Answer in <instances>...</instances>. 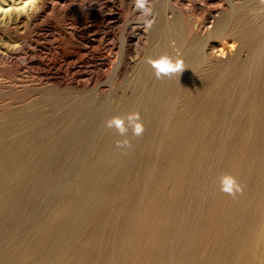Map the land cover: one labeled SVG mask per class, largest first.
<instances>
[{
	"label": "bare ground",
	"instance_id": "obj_1",
	"mask_svg": "<svg viewBox=\"0 0 264 264\" xmlns=\"http://www.w3.org/2000/svg\"><path fill=\"white\" fill-rule=\"evenodd\" d=\"M98 1L102 16L119 23L124 19L117 11L132 0ZM168 2L170 12L158 20L161 54L183 59L184 71L170 80L172 86L187 84V90L176 92L165 112L167 103L159 104L160 99L144 105L141 100L142 116L150 119L137 121L147 129H164L150 135L143 128L139 136L131 128L125 136L108 129L109 138L103 144L97 139L100 145L93 146L92 157L68 187L54 195L51 208L45 180L38 228L26 226L22 249L12 247L9 264H264V0ZM25 3L0 0V27L23 23L44 9L46 0H39L36 11H19ZM130 9L140 11L135 3ZM129 21L123 26L122 54L104 55L102 66L133 80L146 64L142 54L158 22L148 28L146 22ZM88 27L94 31L93 24ZM83 40V48L94 41ZM82 70L75 69L76 77L89 83L90 70ZM129 111L125 106L124 118ZM125 139L130 147H117ZM229 178L242 189L235 195L222 190Z\"/></svg>",
	"mask_w": 264,
	"mask_h": 264
},
{
	"label": "rangeland",
	"instance_id": "obj_2",
	"mask_svg": "<svg viewBox=\"0 0 264 264\" xmlns=\"http://www.w3.org/2000/svg\"><path fill=\"white\" fill-rule=\"evenodd\" d=\"M51 1L46 0L47 5L45 4V8L30 15L32 17H26L27 20H23V23L0 27V264H9L12 259L10 257L12 253L9 256V252H12L14 248L22 249L28 224L38 228L43 210L40 203L44 205V202H46L42 196L44 181L46 180V186L48 187L47 202L51 208L53 206L51 204H55L54 200H57L58 195L61 194L62 188L68 187L72 176H74L73 174L92 157L96 144H103V141L109 138L108 134L111 131L118 133L114 127H107V122L112 117L124 118L126 106V109L131 110L129 114H140L141 118L139 117L138 121L143 118L147 119V116H142L143 112L140 110L139 105L141 104L139 103L142 102L144 105L148 101H155V98L160 99L158 100L159 104L163 103L164 105L167 103L166 110L163 108V112H165L169 109L171 99L173 100L175 93L179 92L182 95L187 90V84L181 83V85L178 84L179 86H172L170 78L156 79L153 69L147 61L145 62L146 66L144 65L141 68L138 78L133 80L123 78L115 69L114 71L102 66L107 64L104 55L117 54V56H120L122 54L121 43L125 21L130 20V23L133 22L136 25L144 24L147 20H154V22L157 20V23L158 20L164 17L166 12H170L169 0H150L151 14L148 16L143 15L141 11L137 13L132 11L130 7L135 3V0H132L121 13L117 11L116 14H120L124 19V22L119 23H115L109 16L106 18L102 16L101 8L103 6L98 0H53V4V1ZM117 4H119L116 6L117 8L122 5L120 1ZM21 6H18L19 11L27 12L29 10L24 8V4ZM6 8L10 9V7ZM28 18L30 19L28 20ZM92 24L94 31L88 27ZM160 26L159 22L156 26L154 24L155 28L152 30V35L142 54L145 60H148L149 57L156 58L162 55L161 50L164 48V41L163 37L161 38L163 31ZM83 28L88 29V34H83ZM68 36L72 40H69ZM170 36L171 33L168 37ZM85 37L94 40L91 43L92 45H88L87 48L82 46L86 41L83 40ZM8 39L11 40V43ZM7 45L10 47L13 45V48L11 47L10 50ZM80 61L83 63H80ZM102 68L108 70L102 72L100 70ZM75 69L76 71L83 69V72H89L90 70L89 73L92 74L93 78L90 82L92 83H82V78L76 77L77 72ZM73 75L74 77H72ZM192 79H196L195 75ZM77 80H80V83ZM104 90L105 92H103ZM159 94H162L161 97ZM127 100H131L128 102L130 104L126 102ZM143 128L150 135L155 130L164 129ZM108 129H110V132ZM98 138H100L99 142L102 141L100 144L97 141ZM75 145L77 148H75ZM68 160L70 162L74 160V162L70 164ZM67 172L69 173L68 176ZM18 182H20V185ZM56 193H59L56 195L57 197L54 196Z\"/></svg>",
	"mask_w": 264,
	"mask_h": 264
},
{
	"label": "clouds",
	"instance_id": "obj_3",
	"mask_svg": "<svg viewBox=\"0 0 264 264\" xmlns=\"http://www.w3.org/2000/svg\"><path fill=\"white\" fill-rule=\"evenodd\" d=\"M39 0H27V3L24 4L25 9L31 11L38 10ZM135 6L138 10L142 12L143 15L148 16L151 14V8L148 6V0H135ZM154 20H147L146 26L150 28ZM147 63L153 69L156 79L163 80L165 78H171L176 74H181L185 69V64L182 58L180 57H171L167 54L160 55L156 58L149 57ZM114 117L107 122V127L115 128L121 136H125L131 127L133 134L139 136L143 132V126L141 123L137 122L139 120V114L133 113L129 114L126 118ZM117 147L127 146L130 147L129 141L127 139L123 141H117ZM224 192L235 195L236 192L241 191L242 189L236 183L235 180L229 178L225 181V186L222 189Z\"/></svg>",
	"mask_w": 264,
	"mask_h": 264
}]
</instances>
